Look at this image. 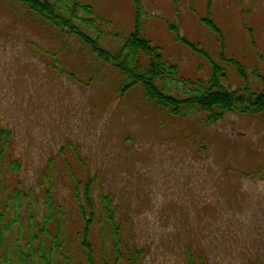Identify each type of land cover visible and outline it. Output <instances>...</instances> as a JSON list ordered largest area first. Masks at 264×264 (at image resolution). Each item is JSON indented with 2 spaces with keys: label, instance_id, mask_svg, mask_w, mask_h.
Instances as JSON below:
<instances>
[{
  "label": "rangeland",
  "instance_id": "374dc122",
  "mask_svg": "<svg viewBox=\"0 0 264 264\" xmlns=\"http://www.w3.org/2000/svg\"><path fill=\"white\" fill-rule=\"evenodd\" d=\"M77 1L102 21L104 49L116 51L133 32L130 0ZM209 1L140 0L142 34L184 79L208 80L210 66L170 27L223 68L227 89L243 86L234 62L262 91L264 0H213L208 10ZM208 13L223 34L226 62L201 23ZM119 83L75 38L0 0V126L14 134L24 206L43 214L36 200L42 204L51 162L55 207L70 235L79 226L69 170L96 179V205L101 193L112 197L124 238L146 252L143 264H184L186 249L211 264H264V117L230 114L205 127L201 115L157 113L139 88L121 99Z\"/></svg>",
  "mask_w": 264,
  "mask_h": 264
},
{
  "label": "trees",
  "instance_id": "16d2710c",
  "mask_svg": "<svg viewBox=\"0 0 264 264\" xmlns=\"http://www.w3.org/2000/svg\"><path fill=\"white\" fill-rule=\"evenodd\" d=\"M9 1L49 28L75 38L97 61L118 74L120 83L116 94L121 99L139 88L143 100L157 113L183 119L201 115L205 127L216 126L230 114L264 117V79L262 91H253L242 66L232 62L243 86L227 89L222 84L223 68L212 63L206 52L180 38L176 28L170 27L176 41L210 66L208 80L184 79L178 67L165 61L161 49L142 34L140 0H130L136 12L133 32L116 51L102 47L103 23L94 16L89 5H82L77 0ZM212 1L208 2V10ZM201 23L215 37L223 58L220 60L226 62L221 30L209 13ZM13 143V132L0 126V264H143L146 252L138 247L135 238H124L112 197L101 193L100 205H96L93 195L96 179L89 173L82 181L69 170L79 226L74 235L69 234L60 209L55 207L51 162L49 175H43L40 183L42 204L36 200L37 208L41 206L43 214H33L30 203L24 206L29 196L19 179L22 163L11 158ZM76 160L82 162L78 154ZM47 179L51 182L45 188ZM25 222H28L26 226ZM184 264L211 263L201 253L186 249Z\"/></svg>",
  "mask_w": 264,
  "mask_h": 264
}]
</instances>
